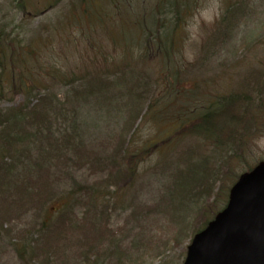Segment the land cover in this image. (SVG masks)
I'll return each instance as SVG.
<instances>
[{"label":"rangeland","instance_id":"374dc122","mask_svg":"<svg viewBox=\"0 0 264 264\" xmlns=\"http://www.w3.org/2000/svg\"><path fill=\"white\" fill-rule=\"evenodd\" d=\"M135 1L138 2L137 7L145 6L147 11L151 10L154 3V0ZM83 2L85 4L80 6L79 0H0V51L5 47L11 48L12 41L15 46L33 47L38 67H41L34 77L40 84L46 80L44 71L47 72L49 66L62 68L68 73L66 76H69V72L74 68L77 69V74L88 69L83 35L91 40L94 48H99L105 54L117 53L107 31L110 28L109 23L98 22L97 29L93 30L84 22V8L88 3ZM194 2L195 8L191 10V16L184 28V45L176 52L180 54L184 65L190 64L195 69H202L205 65L207 71L211 68L213 75H208L207 78L196 73L203 79L195 85L197 93L205 96L210 92V89L206 90V86L211 84L209 78L212 77L215 80L214 85L216 84L219 90L227 89V94L240 87H236L240 85L238 78L231 77L236 73L241 72L249 76L260 73V77H264V0ZM92 5L98 11L103 7L102 0H92ZM129 8L125 6L124 10ZM120 18L119 11L113 7L110 23L120 24ZM211 36H214L211 39L214 45L201 55L203 40ZM8 53L11 54V50L8 49ZM97 66L98 62L94 61L90 69H97ZM11 67L5 65L6 70ZM139 71H142L143 77L148 73L150 83L146 79H127L117 85V93L114 88L111 89L109 100L103 97L87 98L88 92L80 87L69 91L59 83H48L47 86H53L51 92L54 102L43 106L46 110L45 120L40 121L26 115L22 117L20 131L23 137L21 141L15 137L8 147L17 149V154L12 155L13 167L7 173L12 183L10 189L2 180V168L5 165H0V264H23L19 259L21 242L29 244L39 237L38 245H29L43 247L49 241L47 236H42L41 222L44 211L38 208L34 201L43 198L46 193L52 195L50 199L62 198L79 186H86L87 190L92 189L98 193L105 186L106 172L103 168L112 156L114 145L129 136L136 150L142 147L145 157L139 164L136 186L133 190L132 186L128 188V196L107 198L114 209L110 215L107 213L108 228L129 248L121 260L124 264H129L132 259L137 260V264H182L186 247L194 235L191 230L189 233L186 231L191 217L189 208L193 203H204L205 200H208L206 203L210 205L213 198H206V193L200 190L198 191L202 198L190 194L191 190L183 195L184 198L169 195L172 189L170 182L173 181L174 186L178 182V170L185 169L181 160H185L186 156H181V152L188 151L192 145H199L195 140L184 138L176 147L167 145L153 151L148 148L153 142H161L166 135L159 133L160 125L153 122L152 115H144L143 118L136 115L139 111H144L147 105H144V102H148L153 94L151 77L154 66L140 65ZM216 74H223L225 77L219 80ZM251 79L250 82L246 81L248 89L261 87L264 95L263 82L257 84L254 78ZM3 81L0 111L28 104L24 110L27 111L36 105V100L28 99V103L22 95L15 93L17 82L12 83L8 77ZM137 81L144 82L147 93H151L150 96L145 90L141 91ZM43 88V85H40L37 90L44 92ZM132 89L136 93L142 92L144 99L137 102ZM65 100L66 103L62 104ZM53 107L59 110L54 109L53 112ZM130 120H133L132 127L127 123ZM258 123L261 125L257 127L259 131L253 133L255 138L251 142L250 152L241 160L235 161V172L242 167V163L253 165L264 159V115L258 119ZM66 136H70V144L63 139ZM23 140L25 142L22 144ZM154 146L153 144L151 147ZM199 150L202 157L208 156L209 152L205 147ZM86 155L85 159L83 156ZM79 157L83 158L82 162ZM7 162L12 161L8 158ZM15 186L21 189V194L16 195L13 191ZM225 186L227 182L222 188ZM174 189L177 193V189ZM227 195L228 191L221 189L215 198L218 205L224 203L219 210L226 204ZM24 196L26 197L22 198ZM119 199L120 204L117 203ZM131 199L133 202L129 203ZM14 202H17L16 205H12ZM48 204L49 201L46 205ZM56 206H51V210ZM73 206H76L75 213L82 211L79 204ZM102 206L103 201L97 202L99 209ZM132 208L134 215L129 214ZM56 221L57 214L54 212L49 221L46 219V224ZM121 225L123 233L117 234V228ZM64 231H68L69 238L64 247L67 262L63 264H90L85 259L89 246H81L83 238L71 230ZM176 234L179 239L172 241ZM167 241L169 242L166 243ZM149 248L153 255H150ZM28 251L30 252L31 248ZM51 255L47 256L49 262H52L50 264H58L55 260H50ZM99 257L96 254L88 256L91 264H98ZM37 264H44L42 254L38 256ZM110 264H116L115 257L111 259Z\"/></svg>","mask_w":264,"mask_h":264},{"label":"trees","instance_id":"16d2710c","mask_svg":"<svg viewBox=\"0 0 264 264\" xmlns=\"http://www.w3.org/2000/svg\"><path fill=\"white\" fill-rule=\"evenodd\" d=\"M83 1L88 3L84 8V22L93 30L97 29L98 22L109 23L110 28L107 31L117 53L105 54L99 48H94V45H91V40L83 35L84 52L87 54L86 61L89 63L88 69L77 74L78 71L74 68L69 72V76H66L65 74L68 73L64 72L62 68L49 66L48 71H44L46 80L40 84L34 77L40 72L41 67H38L33 47L15 46L12 41L11 48L5 47L0 51V59H2V61L0 60V100L3 95L2 87L5 77L10 78L12 83L17 82L15 93L22 95L26 102H30L28 99L36 100V105L27 111L24 110L27 109L28 104L0 111V165L7 167L2 168V180L7 188L12 187L7 173L13 167L14 158L12 155L17 154V149L8 147L16 139L15 137H18L20 141L23 137L20 131L23 123L22 117L26 115L40 121L45 120L46 110L43 109V106H49L54 102L51 92L53 86H47L48 83L53 82V85L59 83L67 87L69 91L80 87L88 92L87 98L103 97L105 100H109L112 95L111 89L114 88L117 93V85L121 82L124 83L127 79H146L149 82L148 73L143 77L139 66L145 67L152 64L154 66L151 77L153 94L147 93L148 90L145 88L144 82L137 81L141 91L145 90L151 96L148 102H144V105L147 103L144 111H139L136 115L141 118L144 115H152L153 122L160 125L159 133L166 135L161 142H153L151 146L154 144V147L148 145V148L152 149L151 151L167 145L176 147L184 138L195 140L199 145L198 147L196 144L192 145L188 151L181 152V156H186L185 160H181L185 169L178 170V182L174 186L173 181L170 182L172 189L169 191L171 197L178 195L184 198L191 190L190 194L198 198H202L200 191L206 193V198H213L210 205L206 203L208 200H205L204 203L203 201L193 203L189 208L191 217L188 220L186 231L189 233L191 230V233L194 234L201 230L224 204L218 205V201L215 199L218 197L219 191L224 189L227 192L238 175L249 171L254 166V164L242 163L239 170L236 172L234 170L237 167L234 164L235 161L241 160L250 152L251 142L255 138L253 133L259 131L257 127L261 125L258 123V119L264 115V95L261 87L248 89L246 81H252V77L257 81V84L261 81L264 84V77H260V73L250 76L243 75L241 72L236 73L231 77L238 78L240 85L236 87H240L235 88L229 94H227V89L219 90L216 84L214 85L215 80L212 77L209 78L211 84L204 85L208 87L206 90L210 89V92L205 96H200L201 93H197L195 85H198L203 79L196 73L203 74L207 78L212 74L211 68L207 71L205 65L202 69H195L190 64L184 65L180 54L176 52L184 45V28L191 16V10L195 8L194 0H154L153 7L149 11L145 10V6L137 7L138 2L135 0H102L103 7L99 11L93 7L92 0H79L80 6L85 4ZM125 6L130 8L125 11ZM113 7L119 11L121 17L120 24L117 25L110 23ZM129 17L130 20H128ZM221 20L223 21V18ZM213 37L203 40L200 49L201 55L212 48L214 43L211 42V39ZM8 49L11 50V54L8 53ZM32 61L34 64L31 65ZM94 61L98 62V66L97 69L91 70L90 66ZM5 65L12 67L6 70ZM35 68H37L36 71ZM216 77L223 80L225 75L216 74ZM40 85H43L44 92L37 90ZM132 90L137 102L144 99L142 92L136 93L134 89ZM128 91L130 92V90ZM66 100L62 104L66 103ZM54 109L59 110V108L53 107V112H55ZM127 123L130 127L133 126V120ZM63 139L70 144V136ZM24 142L25 140L22 141V144ZM202 147L208 150L207 157L201 156L199 149ZM83 157L86 159L87 155ZM8 158L12 162H7ZM143 159L145 157L142 147L136 150L129 136L114 145L112 156L108 158L103 168L106 172L105 186L98 193L92 189L87 190L86 186H79L78 189L67 192L62 198L50 199L52 195L46 193L43 198L34 201L35 205L44 211L41 222L42 236H47L49 241L43 247L29 245H38L39 237L33 239L29 244L21 242L19 246L20 261L23 264H37L38 256L42 254L44 264H50L52 262H49L47 256L52 254L50 260L53 259L58 264L67 262L64 247L69 235H67L68 231L64 230L68 229L83 238L81 246L84 245L82 247L89 246L85 253L87 263L91 264L88 256L96 254L100 256L98 264H110L113 257L116 258V264H124L121 259L124 258L123 255L129 248L125 244L123 245L122 239L119 237V241L115 233L108 228L107 219L114 209L107 198L129 195L127 190L131 186L133 190L136 186L135 179H138L139 164ZM82 160L83 158L79 157V161L82 162ZM225 182H227V186L222 188ZM174 187L177 189V193H175ZM13 191L16 195L22 193L18 186H15ZM69 196L72 198H67ZM17 200L19 201V198ZM47 201H49L48 205H46ZM101 201H103V206L99 209L97 202ZM119 201L120 199L117 200L118 204H120ZM131 202H133L132 199L129 203ZM16 203L14 202L12 205H16ZM54 204L57 206L51 210V206ZM73 204L80 205L82 211L79 214L74 212L77 205L73 206ZM12 205L11 207H13ZM205 206H207L206 209ZM54 212L57 214L56 223L46 224V219L49 221ZM129 214H135L133 208ZM116 232L117 234L123 233L122 225L117 228ZM176 239H179L177 234L172 241ZM117 242L119 243L117 244ZM137 242L138 240H136ZM112 244H116V246ZM29 247L31 248L30 252L28 251ZM148 250L150 255H153L150 248ZM137 263L139 262L134 259L129 261V264Z\"/></svg>","mask_w":264,"mask_h":264},{"label":"water","instance_id":"95a60500","mask_svg":"<svg viewBox=\"0 0 264 264\" xmlns=\"http://www.w3.org/2000/svg\"><path fill=\"white\" fill-rule=\"evenodd\" d=\"M183 264H264V161L238 178L225 208L193 237Z\"/></svg>","mask_w":264,"mask_h":264}]
</instances>
